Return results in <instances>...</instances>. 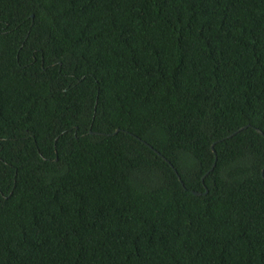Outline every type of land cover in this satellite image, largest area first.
<instances>
[{"label": "trees", "instance_id": "obj_1", "mask_svg": "<svg viewBox=\"0 0 264 264\" xmlns=\"http://www.w3.org/2000/svg\"><path fill=\"white\" fill-rule=\"evenodd\" d=\"M0 264H264V0H0Z\"/></svg>", "mask_w": 264, "mask_h": 264}, {"label": "water", "instance_id": "obj_2", "mask_svg": "<svg viewBox=\"0 0 264 264\" xmlns=\"http://www.w3.org/2000/svg\"><path fill=\"white\" fill-rule=\"evenodd\" d=\"M245 128H243V129H240V130H238L237 132H235L234 134H232V135H228L227 137H225V139L226 138H228V139H230L233 135H235V134H237V133H239L240 131H242V130H244ZM118 131V130H117ZM117 131H115V133L117 132ZM256 133L259 135V136H262L261 135V133L260 132H258V131H256ZM149 148L151 149V150H153L150 146H149ZM210 149H211V151H213V148H212V145L210 146ZM156 154H158L159 155V153L158 152H156L155 150H153ZM162 158V157H161ZM164 161H166L164 158H162ZM167 162V161H166ZM168 163V162H167ZM169 164V163H168ZM170 165V164H169ZM170 167H172L171 165H170ZM175 171V173H176V170H174ZM206 193V191L204 190V194ZM193 194H195L196 195V193H193Z\"/></svg>", "mask_w": 264, "mask_h": 264}]
</instances>
